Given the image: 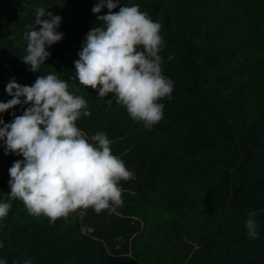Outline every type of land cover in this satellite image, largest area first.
<instances>
[{"label":"trees","instance_id":"16d2710c","mask_svg":"<svg viewBox=\"0 0 264 264\" xmlns=\"http://www.w3.org/2000/svg\"><path fill=\"white\" fill-rule=\"evenodd\" d=\"M97 0H0V101L6 83L31 86L56 73L91 113L76 121L86 135L104 132L135 178L120 181L115 212L92 208L81 219L30 215L11 200L0 220L7 264H264V0H121L161 24L162 73L174 81L163 118L151 130L132 120L112 94L101 98L75 78L86 33L99 25ZM59 15L61 41L38 72L22 62L23 33L35 9ZM46 18V17H44ZM43 19V18H42ZM36 26V30L39 29ZM169 56L173 57L169 60ZM20 105L0 114L5 123ZM2 144V142H0ZM21 156L0 146V201L8 169ZM255 212L259 237L245 227ZM91 229V231H89Z\"/></svg>","mask_w":264,"mask_h":264},{"label":"clouds","instance_id":"9594fccd","mask_svg":"<svg viewBox=\"0 0 264 264\" xmlns=\"http://www.w3.org/2000/svg\"><path fill=\"white\" fill-rule=\"evenodd\" d=\"M120 4L121 0H97L93 5V14L103 8L108 12L97 15L99 25L86 33L74 61L75 78L101 98L111 93L109 106L115 99L132 120L151 130L163 118L165 105L159 101L171 99L174 86L162 73L161 24L137 4H123L113 12ZM46 9H35L34 24L23 33L26 55L20 58L31 72L39 71L50 56L47 49L63 37L57 31L62 18ZM56 73L38 76L31 86L14 77L6 83L5 92L12 98L0 101V114L17 105L28 107L18 116L10 113L14 118L9 123L0 116L4 154L22 157L8 169L9 200L0 201V220L8 215L13 199L22 201L30 215H43L50 223L76 212L82 219L88 208L97 214L115 212L123 204L120 181L135 178L113 154L112 141L104 132L88 136L77 126L78 119L91 115L88 102L70 92L68 82ZM247 215V235L256 239V213ZM0 264L7 260L0 258Z\"/></svg>","mask_w":264,"mask_h":264}]
</instances>
